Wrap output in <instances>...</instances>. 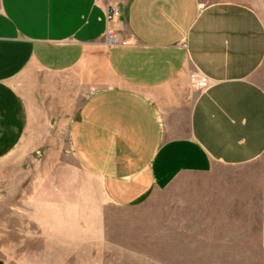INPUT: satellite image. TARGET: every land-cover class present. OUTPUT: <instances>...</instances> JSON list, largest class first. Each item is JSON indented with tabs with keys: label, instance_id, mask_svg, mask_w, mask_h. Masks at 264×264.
Masks as SVG:
<instances>
[{
	"label": "crops",
	"instance_id": "0c3cea01",
	"mask_svg": "<svg viewBox=\"0 0 264 264\" xmlns=\"http://www.w3.org/2000/svg\"><path fill=\"white\" fill-rule=\"evenodd\" d=\"M248 2L0 0V162L53 146L38 142L35 110L59 77L89 92L58 127L108 205L227 169L235 182L206 208L227 223L205 225L243 226L261 194L246 171L264 156V21Z\"/></svg>",
	"mask_w": 264,
	"mask_h": 264
},
{
	"label": "rangeland",
	"instance_id": "374dc122",
	"mask_svg": "<svg viewBox=\"0 0 264 264\" xmlns=\"http://www.w3.org/2000/svg\"><path fill=\"white\" fill-rule=\"evenodd\" d=\"M248 5L264 21V0ZM261 77L264 86V71ZM51 80L52 94L39 96L35 112L43 128L38 142L53 139V146L37 147L28 163L12 156L0 162V257L6 264H264V156L246 171L261 194L243 226L205 225L226 222L221 211L206 208H219L210 200L215 190L235 182L225 179L235 177L227 169L175 182L131 209L112 207L67 151L66 131L58 127L89 92L71 85L67 91L61 78Z\"/></svg>",
	"mask_w": 264,
	"mask_h": 264
},
{
	"label": "built area",
	"instance_id": "2783aa9c",
	"mask_svg": "<svg viewBox=\"0 0 264 264\" xmlns=\"http://www.w3.org/2000/svg\"><path fill=\"white\" fill-rule=\"evenodd\" d=\"M108 37L110 39L111 43H115L114 37L111 35V33H108ZM192 85L196 90H203L207 87L208 82L206 78L202 77L201 75H194L191 77Z\"/></svg>",
	"mask_w": 264,
	"mask_h": 264
}]
</instances>
